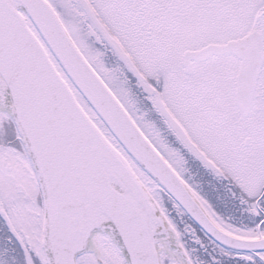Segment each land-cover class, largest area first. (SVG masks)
I'll use <instances>...</instances> for the list:
<instances>
[{"label":"snow or ice","instance_id":"1","mask_svg":"<svg viewBox=\"0 0 264 264\" xmlns=\"http://www.w3.org/2000/svg\"><path fill=\"white\" fill-rule=\"evenodd\" d=\"M0 264H264V0H0Z\"/></svg>","mask_w":264,"mask_h":264}]
</instances>
